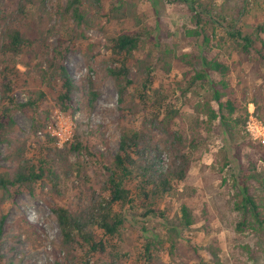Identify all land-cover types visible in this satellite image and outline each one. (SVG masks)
Wrapping results in <instances>:
<instances>
[{"label": "rangeland", "instance_id": "obj_1", "mask_svg": "<svg viewBox=\"0 0 264 264\" xmlns=\"http://www.w3.org/2000/svg\"><path fill=\"white\" fill-rule=\"evenodd\" d=\"M68 1L33 0L28 3L17 25L36 40V55L29 65L25 64V54L13 57L14 62H11L9 56L0 52V70L9 65L16 74L14 92L19 101L26 102L31 92L44 90L47 94L38 109L25 107L13 111L18 126L9 135L10 141L0 144V162L10 171L19 162V145L25 143L24 154L37 158L42 147L53 142L54 136L62 146L78 135L88 149L73 153L72 161L76 169L82 170L81 177H87V186L100 191L108 178L107 166L119 150L122 131L130 127L151 128L148 118L158 104L154 100L161 97L181 107L182 117L175 127L190 132L197 116L194 106L210 98L212 92L206 84L198 92L181 94V88L188 85L191 77L185 79L183 74L192 69L183 62L177 63L169 73L163 69V62H159L154 73V87L158 89L155 98L134 118L123 117L115 80L107 72L111 63L107 43L111 36L125 29L144 32L146 49L153 48L159 55L162 51L154 48V42L162 44L161 49L169 45L178 54L189 52L196 56L206 52L209 56H219L230 64L227 78L247 107L249 116L254 108L258 118L264 121V33L260 34L262 39L255 36L256 47L250 52L242 51L240 43L244 41L240 37L230 35L236 34L239 28L253 33L259 23H264V0H124L123 5L120 0H101L106 11L116 6V15L109 20L100 16L91 4L90 15L95 25L82 26L60 13ZM15 9L17 0H7L0 20L4 22V16ZM197 14L202 19L200 28L193 22ZM196 28L202 30L201 36L195 34ZM206 35L210 43L209 50L204 51ZM59 49L65 51V62L78 85L69 111L59 109L57 93L43 81L42 73ZM146 51H137L136 56L144 57ZM197 65L200 68L199 63ZM212 77L221 78L218 74ZM91 87L99 92L93 107L88 105L87 96ZM135 87L129 99L139 96ZM34 119L47 123L48 127L33 137ZM216 123L218 132H205L194 152L188 179L177 182L175 189L159 202V207L166 210V218L149 217L127 221L122 226L114 241L121 264H144L148 238L155 242V264H240L233 257V246L241 244L255 248L260 245L256 234L233 230L235 214L228 198L237 163H246L254 152L264 153V144L252 138L247 122L243 131L240 125L233 129L230 125L226 129L218 121ZM152 131L156 140L162 141L161 130L152 128ZM228 154L237 161L230 159L225 165ZM171 159L172 153L165 149L164 164L168 165ZM258 165L259 170L264 171V160ZM78 171L70 179H64L61 195L55 193L51 181L45 180L37 184L34 194L23 192L14 202H0V216H7L0 244V264H53L56 259L63 258L61 230L52 205L77 208V193L83 185ZM183 205L192 211L190 226L181 223ZM122 210L130 212L127 206ZM142 225H146L147 230L144 231ZM79 252L90 264L109 261L86 251Z\"/></svg>", "mask_w": 264, "mask_h": 264}, {"label": "trees", "instance_id": "obj_2", "mask_svg": "<svg viewBox=\"0 0 264 264\" xmlns=\"http://www.w3.org/2000/svg\"><path fill=\"white\" fill-rule=\"evenodd\" d=\"M32 1L17 0V9L4 16V22L0 20V52L5 57L9 56L11 62L13 57L25 54V64L29 65L36 55V40L17 25L24 16L28 3ZM6 2L7 0H0V15L3 14ZM120 3L123 5L124 0H120ZM91 4L95 5L100 16L109 20L118 11L116 6L106 11L101 0H69L60 13L70 16L79 26L95 25L90 15ZM198 16L199 14L193 16V22L200 28L202 19ZM199 28L194 32L201 36L202 30ZM261 33H264V23H259L253 33L239 28L236 34L230 35L240 37L244 41L243 44L240 43L242 51L250 52L256 47L255 36L262 39ZM209 43L210 37L206 35L204 51L209 50ZM146 44L145 33L136 29H125L108 39L107 49L111 55V63L107 72L115 80L122 115L125 118H134L155 98L158 89L154 87V73L159 62H163L162 67L168 73L178 65L177 63L183 62L192 66V69L183 74L185 79L191 77L188 85L181 88V94L184 96L188 91L198 92L199 88H204L206 84L210 85L212 92L210 98L200 100L194 106L197 116L189 133L175 127L182 117L181 107L177 103H167L163 97L154 100L158 104L154 106L148 118L151 128H124L119 150L111 165L107 166L108 178L100 191L87 186V177H81L82 170L76 169L72 161L73 153L88 149L78 135L67 140L62 146L56 142L57 137L54 136L53 142L43 146L37 158L24 154L25 143L19 145V162L13 171L0 162L1 203L14 202L23 192L34 194L37 184L45 180L51 181L55 193L61 195L64 191V179H70L79 170L78 176L82 178L83 185L77 193V208L72 209L61 204L52 205L61 230L63 255L62 259H56L53 264H90L79 251L109 259L98 264H121L119 254L114 249V241L122 226L127 221L136 222L149 217L166 218V210L158 204L175 189L177 182L188 179L193 154L204 133L218 132L217 121L226 129H229L230 125H233L232 129L240 125L241 131L245 128L249 112L227 78L231 72L228 62L219 56H209L206 52L196 56L189 52L178 54L169 45L161 49L162 44L154 42V48L162 51V55H159L153 48L146 49ZM141 50L147 51L145 56L140 58L136 56V52ZM56 53L42 73L43 81L57 93L56 103L59 109L69 111L78 85L65 62V51L59 49ZM213 74H218L221 78L215 79ZM15 75L9 65L0 70V144L9 142V135L18 126L13 114L14 109H38L39 104L47 98L46 92L39 90L31 92L26 102L19 101L14 92ZM134 86L139 96L129 99ZM98 95L99 92L91 87L87 93L90 107L94 106ZM47 127V123L34 119L32 136H37L40 130H46ZM152 128L161 130L162 141L156 140ZM165 149L172 153L168 165L164 164ZM227 157L229 158H226L225 165H228L230 159L237 161L236 157L229 154ZM260 160H264V153L254 152L246 163H237L230 185L228 203L235 214L233 230L238 233L252 232L261 241L255 248L241 244L233 246V257L240 264H264V171L259 170ZM125 206L130 212L122 210ZM132 211L136 213L133 214ZM181 211L182 225L190 226L193 223L192 211L187 205H183ZM6 218L5 214L0 216V244ZM142 227L144 231L147 230L146 225ZM154 245L153 239L148 238L143 253L144 264H155Z\"/></svg>", "mask_w": 264, "mask_h": 264}, {"label": "built area", "instance_id": "obj_3", "mask_svg": "<svg viewBox=\"0 0 264 264\" xmlns=\"http://www.w3.org/2000/svg\"><path fill=\"white\" fill-rule=\"evenodd\" d=\"M247 130L252 138L264 144V121L255 114L254 108L250 110V116L247 121Z\"/></svg>", "mask_w": 264, "mask_h": 264}]
</instances>
